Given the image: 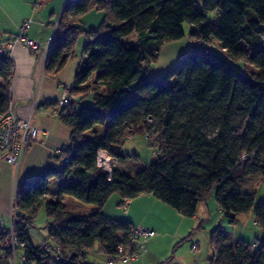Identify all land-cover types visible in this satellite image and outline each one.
I'll list each match as a JSON object with an SVG mask.
<instances>
[{"label": "trees", "instance_id": "16d2710c", "mask_svg": "<svg viewBox=\"0 0 264 264\" xmlns=\"http://www.w3.org/2000/svg\"><path fill=\"white\" fill-rule=\"evenodd\" d=\"M92 11L103 13L100 26L82 28V16ZM185 23L192 50L166 74L153 73L163 48L185 37ZM81 36L87 44L76 99L59 112L70 144L58 164L16 187L23 264H90L95 246L113 257L136 228L105 216L114 194L121 206L152 194L188 218L214 198L230 227L212 231L211 264H264V237L254 248L231 228L253 212L264 230V202H256L264 183V0H68L46 68L58 72L75 58ZM13 73L12 61L0 56V114L11 104ZM91 89L97 93L89 95ZM128 132L155 136L157 160L137 172L114 168L109 178L96 165L100 149L121 164L139 160L122 152ZM50 177L60 181L55 200L46 198ZM43 205L51 251L28 233ZM7 237L8 228H0V250ZM12 257L6 249L0 264Z\"/></svg>", "mask_w": 264, "mask_h": 264}, {"label": "crops", "instance_id": "0c3cea01", "mask_svg": "<svg viewBox=\"0 0 264 264\" xmlns=\"http://www.w3.org/2000/svg\"><path fill=\"white\" fill-rule=\"evenodd\" d=\"M67 1L0 0V42L13 39L20 31L22 24L31 19L33 22L27 31V36L38 41L41 46L36 53H31L20 44L16 45L12 51L14 73L10 84V105L17 118L24 120L31 118L33 125L40 130V133L37 140L28 145L17 173L4 161V153L0 147L1 229H7L10 226L9 213L12 197H16V187L19 182L40 175L50 164H58L59 151L66 149L70 144L71 130L58 116L61 109L59 100L65 88L74 85L77 67L84 56V51L83 55L76 52V57L69 60L58 72L46 68L48 52ZM95 18L98 23L103 20L102 15L100 17L96 15ZM93 22L97 23L94 20ZM90 25L87 27H99L98 24ZM78 45L79 41L76 48ZM152 72L155 73L154 70ZM95 76L96 74H93L88 82L91 83ZM45 131H49L48 136L45 135ZM53 180L57 179L49 178L50 184ZM57 183L53 191L47 195V200L57 198L60 181L57 180ZM115 198L113 206H107V203L104 207L107 218L128 221L134 227H146L157 233L155 237L147 241L146 252L128 264H211L210 259L213 256L208 258L205 253L202 254L194 245L195 242L191 252L178 250V245L190 240L200 221L205 222L211 219L208 203L200 204L196 215L188 218L152 194H142L137 199L130 200L126 208L120 205L121 198L118 195ZM47 221L46 209L43 205L38 216L28 227L30 238L35 236L38 240L35 246H50L47 241ZM32 226L34 229H31ZM200 226L199 224L198 228ZM87 262L90 263L89 257Z\"/></svg>", "mask_w": 264, "mask_h": 264}, {"label": "rangeland", "instance_id": "374dc122", "mask_svg": "<svg viewBox=\"0 0 264 264\" xmlns=\"http://www.w3.org/2000/svg\"><path fill=\"white\" fill-rule=\"evenodd\" d=\"M198 5L199 7H201L202 3L200 2ZM96 15H99V17L100 15H102L104 17L103 13L96 11H92L84 14L82 16L83 18H81V27L88 30L91 28V27H87V26H91L90 24H98V26H100L101 21H99L98 23V20H96L95 18ZM93 20L97 21V23H94ZM183 28L185 32V37L179 41L170 43L166 47H164L163 48L164 51L162 50L163 54L161 52L158 63L152 65V70H154V72L157 75L166 74L168 71L174 69L180 62L181 58L192 50L191 45L193 43V39L189 37V33L192 28L188 23H185ZM86 44H87L86 37L81 36L79 40V45L76 48V52L78 54L82 53L83 55L84 47ZM210 47H212L211 49L213 52L219 55H223L222 51H220L216 45L215 46L211 45ZM166 82L169 84H173V82L175 81H170L166 79ZM100 89L101 91H104L103 87H101ZM87 102L88 103L91 102V99H89ZM151 123L153 122H150V124ZM127 134H129V132ZM144 136L145 135L137 133L134 135L129 134L127 137L124 138L122 145L123 154L137 155L139 160L138 161L131 160L123 164L117 161L115 168L128 172H132V171L137 172L140 169H142V167H144L145 165H149L157 160L158 156L155 155V148L147 142ZM56 183L57 180H53L51 182L50 184L51 189H53L58 184ZM115 196L116 194L113 195V197L108 202L107 206H113L114 200L116 199ZM256 202L258 203L264 202V183L260 186L258 190L256 196ZM207 205H209L208 206L209 211L212 215L211 219L205 220V222L200 221L199 223L201 225L200 228H198L199 224L198 226L195 227L194 234L192 235L190 240L188 241L186 240L182 245H178V250L180 252L181 251L188 252V250L191 252V247L195 242L194 245H196L197 249L201 251L202 254L205 253L209 258V256L211 255L213 256L214 254L213 247L211 246L212 231L217 227H230L228 221L224 217V214L220 210V206L218 202L214 198L211 199ZM231 228L234 230L236 236L244 240L246 243L253 245L254 248L260 245V242L264 237V230L256 222L253 212L239 215L236 223L233 226H231ZM31 229H34V226H32ZM31 239L33 244L38 243V240L35 236H31ZM88 255L89 256H87V258L89 257V262L92 264L107 263L108 260L107 256L99 251L98 246H95V248L92 249ZM16 258H17V264H23L24 262L23 249L17 250Z\"/></svg>", "mask_w": 264, "mask_h": 264}, {"label": "built area", "instance_id": "2783aa9c", "mask_svg": "<svg viewBox=\"0 0 264 264\" xmlns=\"http://www.w3.org/2000/svg\"><path fill=\"white\" fill-rule=\"evenodd\" d=\"M32 22L33 21L31 19L26 20L20 27L18 34L13 39L0 42V56L12 61V51L18 44L24 46L31 53H36L40 50V43L27 36V31L31 28ZM73 87V85L67 86L62 93L59 100L61 109L68 106L76 99V96L72 93ZM96 93V89H91L88 94L95 95ZM59 115L60 113L58 116ZM39 133L40 130L33 125L31 118L27 120L17 118L11 105L6 111L0 114V147L4 153L3 159L6 163L12 166L15 173H17L20 169L28 145L37 140ZM44 133L46 136L49 135V131H45ZM146 139L149 144H152L155 136L148 134ZM64 150L65 149H61L59 153ZM116 163V157L110 155L107 150L100 149L98 151L96 165L97 167L108 171L110 173L109 178H111V174L116 166ZM12 200L9 213L10 226L8 228V237L5 247L0 250V253H4L6 249H11L13 252L11 264H17V250L19 247L24 245L19 241L16 235V223L20 220L22 212H20L15 206V196L12 197ZM123 203L126 208L130 203V199H125ZM156 234V231L146 227L134 228L130 233L127 245H119L117 253L113 257L109 258L107 264H127L132 260L138 259L146 252L147 241L155 237ZM43 247L45 250H52L50 246L44 245ZM213 251L215 253L214 248Z\"/></svg>", "mask_w": 264, "mask_h": 264}]
</instances>
